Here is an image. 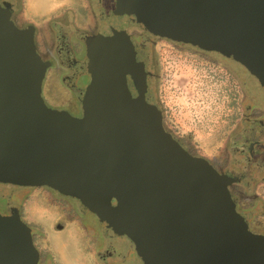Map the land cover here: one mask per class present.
Instances as JSON below:
<instances>
[{
	"label": "water",
	"instance_id": "obj_1",
	"mask_svg": "<svg viewBox=\"0 0 264 264\" xmlns=\"http://www.w3.org/2000/svg\"><path fill=\"white\" fill-rule=\"evenodd\" d=\"M101 2L129 23L110 18V32L87 38L79 118L45 105L50 63L36 51L33 28H17L0 5V185L77 199L126 236L143 264H264V235L248 230L228 192L235 180L164 131L124 31L131 19L154 36L231 58L264 87V0ZM29 241L17 216H0V264H23Z\"/></svg>",
	"mask_w": 264,
	"mask_h": 264
},
{
	"label": "flooded vegetation",
	"instance_id": "obj_2",
	"mask_svg": "<svg viewBox=\"0 0 264 264\" xmlns=\"http://www.w3.org/2000/svg\"><path fill=\"white\" fill-rule=\"evenodd\" d=\"M20 1L26 2V0H0V5L9 10L11 20L17 28L21 30L28 27L33 28L34 43L38 55L43 61L49 62L50 66H53L51 67L53 72L58 71V67H63L66 70L63 76H72L73 78L74 66H82L87 63L86 57L85 60H76L74 56L86 54L85 42L88 37L98 34L105 35L107 29L109 32L111 30L108 20L111 18L112 13H109L108 9L105 8L107 6L101 0H98L102 7L100 19L94 12V6H91V8L84 6L85 9L79 7L77 14L72 12L73 20L65 12L64 19L66 23L59 24L57 28L67 29V33L59 39L56 35V28L53 31V42L49 46L50 48L45 45V50H40L36 42L39 27L36 29L35 26L27 21L21 24L22 27L16 25L18 16L16 17L15 9ZM79 3L81 4L82 1ZM86 8L90 15H87ZM85 13L87 16H85ZM78 14L86 21V28L75 23ZM90 16L93 20L90 19ZM90 28L91 30L89 31ZM124 31L129 35L134 46L136 61L143 63L144 70L147 73V80L149 79L145 94L146 102L154 105L160 112L164 131L190 155L204 159L219 174H224L235 180L228 186V192L235 205L236 212L243 217L250 232L264 235L262 222L258 219V215L252 212L258 207L261 199L256 198V194H252L254 199L251 201L247 198L250 186L254 190L257 189L256 180H261L264 183V87H261L257 79L242 65L231 58L154 36L142 25L133 22L131 19L130 24L124 26ZM159 43L163 44L164 47H168L169 44L189 47L201 57L199 58L200 61H197L201 66V74L197 75V77L193 76V78L200 81L201 79L202 81L203 79H208L204 80L208 90L204 95L207 99H210L208 104L215 106L213 112L218 114L217 125L227 127L225 137L219 141L221 145L208 150L207 155L194 153L189 147V136L168 127L176 126V123L170 119L165 109L161 84L163 80L159 71V56L156 58L152 53V50L157 49ZM58 45H62L61 51L58 50ZM41 53L43 55L50 53L49 60H44ZM62 56L64 58L68 57L72 62V73H70V69L66 65L62 64ZM50 66L47 68L48 71ZM47 70L41 86V97L45 105L53 110L65 111L73 117H81V107L73 105L71 102L63 104L56 100L54 89L47 82L49 73ZM60 82L62 81L60 80ZM127 84L132 96L136 97V91L129 77H127ZM66 87L74 88L72 90L73 94L79 91L75 88V85H66ZM85 88H83V91H85ZM44 97H46V100ZM238 126L243 128L240 130L239 136ZM251 174H253V177ZM4 187H8V191L2 192ZM34 198L51 208L56 214L52 224L53 234H55L53 235L54 239L56 240L55 237L57 235L68 233L67 238H69V241L75 242V247L80 255L78 256L82 257L81 261L78 258L76 261L67 259L57 247L56 241L54 240L52 244L48 235L46 236L45 234L44 237L39 235V233H43L42 229L26 218L25 206ZM83 208V205L77 199L62 195L47 187H28L7 183L0 185V216L7 218L17 216L19 222L29 230V242L32 252L23 264H128L129 261L127 262L124 259V251H119L111 246L109 238L104 233L101 232L100 235L97 234L94 237L93 234L88 232L93 230L91 226L90 230L83 234L84 222L81 212ZM92 215L96 218L93 213ZM100 224L107 228L101 222ZM83 242L88 243V247L94 250L92 258L88 257V252L84 249Z\"/></svg>",
	"mask_w": 264,
	"mask_h": 264
},
{
	"label": "rangeland",
	"instance_id": "obj_3",
	"mask_svg": "<svg viewBox=\"0 0 264 264\" xmlns=\"http://www.w3.org/2000/svg\"><path fill=\"white\" fill-rule=\"evenodd\" d=\"M80 1H82L81 4L79 3ZM84 6H87L88 8L94 6L95 14H97L98 19L101 18L102 7L98 0H26V2L20 1L16 5L15 11L17 13L16 17H18L16 19L17 23H15L17 26L22 27L21 24L27 21L35 26L36 29L39 27L36 42L40 50H45V45H48L47 47L50 48L49 46L53 42V31H55L59 24L66 23L64 13L67 12L69 18H72L74 12L77 14L78 8L85 9ZM85 11H87V15H90L87 8ZM87 15L85 13V16ZM90 19H92L91 16ZM75 23L86 28V21L83 20L79 14L77 15ZM109 23L117 25L129 23V20L127 18L112 17L109 20ZM90 30L91 28L89 31ZM65 33H67V29L57 28L56 35L59 39H61V36H65ZM57 48L61 51L63 47L62 45H58ZM152 53L156 58L159 56V71L163 80L161 84L165 109L168 112L170 119L176 123V126L168 127L172 130L176 129L189 136V147L194 153L207 155L208 150L221 145V142L219 143V141L225 137L227 127L217 125L218 114L213 112L215 106L209 105L208 103H210V99H207L204 95L208 92L204 80L208 79H203V81L201 79L200 81L199 79L195 80L193 78V76L197 77V75L201 74V66L197 63V61H200L199 58L201 57L189 47H179L174 46L173 44L164 47L163 44L159 43L157 49L152 50ZM49 54H42L43 59L49 60ZM79 56H74V58L76 60H85L86 54ZM62 60V64L66 65L70 69V73H72L73 71H71V68L73 67V64L70 59L62 56ZM51 67L53 66H50L49 71L47 70L49 72L47 82L52 85L56 100L63 104L71 102L73 105L81 107V101L84 94L83 88L88 85L90 79L86 64L82 66H74L73 78L72 76H63L66 72L63 67H58L59 72L51 71ZM204 68L207 69L206 66H204ZM60 80L62 82H60ZM66 85H75V88L79 91L73 94L72 90L74 88H67ZM44 98L46 100V97ZM74 112H76V110H74ZM242 129L241 126H238V136ZM251 175L253 177V174ZM255 183L257 189L254 190L250 186L248 188L247 198L251 201L254 199L252 198V194H256V198H259V200L261 199L258 207L255 210H252V212L253 214L258 215V219L262 222V226L264 227V183L261 180H256ZM2 189V192L8 191V187ZM24 210L26 212V218L32 222V224H35L38 228L42 229L43 233H39V235H43V237L45 234L46 236L48 235L53 244L55 240L53 235L55 234H53L52 224L56 214L51 208L34 198L26 204ZM81 212L84 222L83 234L90 230L92 226L93 230L88 231L89 234H93V236L96 237L97 234L100 235L101 232L104 233L109 238L111 246L119 251H124V259L127 262L129 261L128 264H143L136 254L132 242L126 236L118 235L111 229L103 227L98 218H95L85 207ZM250 230L253 231L251 228ZM67 234L68 233L65 232L55 237L57 247H59L62 254H64L67 259L76 261L78 258V260L81 261L82 257H79L80 255L75 247V242L69 241ZM83 246L88 252V257L92 258L94 250H91L88 247V243L83 242Z\"/></svg>",
	"mask_w": 264,
	"mask_h": 264
}]
</instances>
